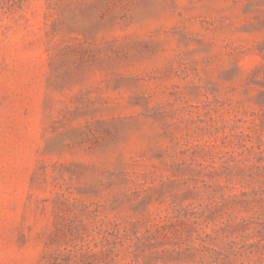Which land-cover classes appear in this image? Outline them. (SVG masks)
<instances>
[{
  "label": "rangeland",
  "instance_id": "1",
  "mask_svg": "<svg viewBox=\"0 0 264 264\" xmlns=\"http://www.w3.org/2000/svg\"><path fill=\"white\" fill-rule=\"evenodd\" d=\"M0 264H264V0H0Z\"/></svg>",
  "mask_w": 264,
  "mask_h": 264
}]
</instances>
